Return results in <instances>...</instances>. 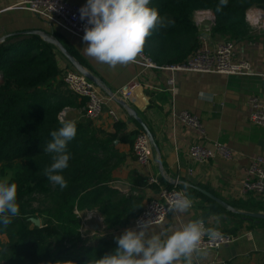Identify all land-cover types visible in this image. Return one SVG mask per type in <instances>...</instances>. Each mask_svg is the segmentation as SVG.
Masks as SVG:
<instances>
[{
    "label": "trees",
    "instance_id": "trees-1",
    "mask_svg": "<svg viewBox=\"0 0 264 264\" xmlns=\"http://www.w3.org/2000/svg\"><path fill=\"white\" fill-rule=\"evenodd\" d=\"M150 2L158 10L161 24L145 38L141 51L158 66L182 64L198 50L201 40L193 19L196 11L213 12V34L240 39L247 35L246 12L252 7L264 10V0H227L220 11L216 10L218 0ZM56 36L73 52L63 36ZM37 46L38 50H18L10 41L0 44V180L16 183L20 208V215L0 227V236L8 237L6 243L0 239V261L86 264L90 256L112 251L116 242L102 239L94 246H84L79 233L80 218L75 211L98 210L106 228L111 230L130 225L143 209L142 197L110 186L112 172L124 160L115 142L133 147L142 128L129 134L127 124L118 120L114 123L115 132L109 133L88 118L74 121L77 132L67 145L70 159L62 172L67 187L60 189L49 182L44 169L51 160L43 147L51 140L50 132L60 126V121H73L63 117L62 112L75 105L78 96L64 81L53 88L49 85L62 73L56 58L58 50L48 43ZM5 170L8 178L3 177ZM187 192L191 198L208 204L200 219L218 215L230 223L222 228L227 234H236L250 221L264 225V220L225 210L195 189L189 188ZM229 204L245 210L238 203ZM31 218L40 220V225H34Z\"/></svg>",
    "mask_w": 264,
    "mask_h": 264
},
{
    "label": "crops",
    "instance_id": "crops-1",
    "mask_svg": "<svg viewBox=\"0 0 264 264\" xmlns=\"http://www.w3.org/2000/svg\"><path fill=\"white\" fill-rule=\"evenodd\" d=\"M22 1L0 0V44L10 41L18 50H38V43L51 44L54 50H58L56 58L62 70L60 76L50 81L49 85L52 88L63 81V74L68 70L91 74L96 80L94 83L105 95L116 92L132 82L137 83L130 99L109 100L101 119L94 124L106 132L114 133L116 121L108 114L109 109H113L119 120L127 124V133L133 134L138 130L139 123L129 110L118 102L121 100L131 111L136 112L151 130L159 153L154 151L149 167L143 168L139 165L131 145L117 141L116 148L124 160L112 172L113 180L110 186L127 194L142 197V207H144L148 201L157 196L162 187L182 188V183L186 181L191 189L198 187L228 204L238 203L245 210L264 213V194H243L240 190L252 158L264 155V127L251 124L246 118L249 110L248 98L255 95L264 99L262 78L171 71L167 68L144 69L132 62L109 67L85 54L83 49L85 43L82 38L52 27L29 10L19 8L17 4ZM69 2L83 5L85 0H69ZM250 9L264 13L261 8ZM193 19L199 28L201 45L212 47L222 41L231 40L236 45L237 59L248 60L256 71L264 72L263 31L247 23V35L234 39L212 33L215 17L211 10H198L193 14ZM44 34L53 37L61 44L56 34L63 36L73 50L68 52L76 60L78 67L74 66L54 44L46 42ZM170 78L175 80L173 91L170 90L171 86L168 83ZM200 92L210 93L212 99L202 100L199 96ZM74 104L66 107L62 116L73 121L86 118L85 100L77 98ZM172 109L177 112L186 110L197 115L206 131V139L203 142L224 143L233 150V159L225 160L217 157L208 163L192 160L188 154L189 147L202 142V139L196 131L183 126L177 120L173 121ZM150 177L156 178L157 183H150ZM192 199L191 208L180 213L172 211L164 223L151 226L150 232L170 233L188 221L202 220L200 216L207 210L208 204L199 198L192 197ZM75 213L80 218L79 233L86 247L94 246L102 239L116 242V237L126 228L132 227L130 224L107 229L104 217L96 209L75 211ZM217 217L219 216L210 215L202 221L212 228L221 230L226 225H230L220 217L217 222ZM254 223L253 226L243 224L236 234H232L237 239L221 247L217 253L200 252L192 259H199L205 264H218L217 260H224L229 264H261L264 261V225ZM0 239L2 243L8 242V237L5 235H1ZM0 264L6 263L0 261ZM174 264H183V258Z\"/></svg>",
    "mask_w": 264,
    "mask_h": 264
},
{
    "label": "clouds",
    "instance_id": "clouds-1",
    "mask_svg": "<svg viewBox=\"0 0 264 264\" xmlns=\"http://www.w3.org/2000/svg\"><path fill=\"white\" fill-rule=\"evenodd\" d=\"M226 4L227 0H218L216 10L220 11ZM79 17L85 21L82 35L85 54L109 67L133 61L151 30L161 24L158 10L151 6L150 0H85L79 8ZM199 96L202 100L212 99L210 93L200 92ZM59 123L43 147L51 160L44 175L49 182L64 189L67 181L62 172L70 159L67 145L76 136L77 129L74 121ZM189 188L188 182L182 183V189L168 202L170 210L180 213L192 207L193 200L187 195ZM18 215L16 183L0 180V227L7 226ZM151 224V219L138 220L136 227L126 228L115 238L112 251L90 256L86 264H174L181 258L183 264H193V254L202 251V237L207 235L214 240L219 236L215 228H205L199 219L188 221L170 233H152Z\"/></svg>",
    "mask_w": 264,
    "mask_h": 264
},
{
    "label": "built area",
    "instance_id": "built-area-1",
    "mask_svg": "<svg viewBox=\"0 0 264 264\" xmlns=\"http://www.w3.org/2000/svg\"><path fill=\"white\" fill-rule=\"evenodd\" d=\"M17 6L29 10L52 27L82 38L85 27V21L79 17V8L82 5L73 4L69 0H23ZM245 19L251 27L264 32V13L262 11L249 9L246 12ZM131 62L144 69L167 68L171 71L183 70L221 73L225 75L257 76L264 80V72L256 71L248 60L236 58V45L231 40L222 41L212 47L206 44L200 45L195 53L184 63L178 65L158 66L142 51ZM63 81L72 93L78 96V98L85 100V117L93 122L101 119L104 107L109 100L116 98L130 99L133 95V88L137 85L136 82H132L130 85L116 92H110L108 95H105L98 85L79 71H65ZM168 83L171 86L170 90L173 91L174 78H170ZM248 105L247 121L251 124L264 127V99L261 96H250L248 98ZM108 114L114 121L119 120L116 111L113 109H109ZM172 118L173 121L177 120L183 126L196 131L199 138L202 139V142L189 147L188 154L192 160L208 163L217 157L225 160L233 159V150L224 143L219 141L203 142L206 139V131L201 119L197 115L186 110L177 112L175 109H172ZM132 148L139 165L143 168L149 167L154 152L147 135L143 131L136 136ZM149 180L152 184L157 183L154 177H150ZM181 189L177 186L162 187L157 196L146 203L138 216L131 222V226L136 227L138 220L151 219V226L164 223L172 212L169 209L168 202ZM240 190L243 194H264V155L252 158L246 175L242 180ZM187 195L191 198L188 192ZM204 226L205 228L210 227L206 223H204ZM215 229L219 232L218 238L213 240L207 235L202 237L200 242L201 253H217L221 247L231 244L237 239L236 236L227 234L220 228ZM217 262L218 264H228L224 260H217ZM193 264H205V262L194 258Z\"/></svg>",
    "mask_w": 264,
    "mask_h": 264
},
{
    "label": "water",
    "instance_id": "water-1",
    "mask_svg": "<svg viewBox=\"0 0 264 264\" xmlns=\"http://www.w3.org/2000/svg\"><path fill=\"white\" fill-rule=\"evenodd\" d=\"M44 40L46 42H50V43L54 44L74 66L78 67L76 60L72 57V55L68 52V50L58 40L54 39L53 37H51L47 34H44ZM81 73H83L91 81L96 82L95 78L91 74H88L85 72H81ZM115 100H118V98H116ZM118 102L123 107L127 108L129 110L130 114H132V116L135 118V120L139 123V125L142 128V131L147 135V137L150 141L153 152L155 151V152L159 153V149H158V145L156 143V139H155L153 133L151 132V130L148 128V126L138 117V114L136 112L131 111V109L129 108V106L125 102H123L121 100H119ZM115 143H117V141ZM194 189L199 191L201 194L207 196L213 202H215L216 204H218L219 206H221L222 208H224L227 211L242 215L245 218H250V219H255V220H264V213H262V212H248V211L236 210L231 205H229L227 202H225L221 198L213 195L212 193H210L206 190H203L201 188H198V187H194ZM31 221L36 226L40 225V220H38L36 218H31Z\"/></svg>",
    "mask_w": 264,
    "mask_h": 264
},
{
    "label": "rangeland",
    "instance_id": "rangeland-1",
    "mask_svg": "<svg viewBox=\"0 0 264 264\" xmlns=\"http://www.w3.org/2000/svg\"><path fill=\"white\" fill-rule=\"evenodd\" d=\"M3 177L4 178H8L9 177V173H8V170H5V172H4V175H3ZM236 209H238V208H236ZM238 210H241V209H238ZM244 211H247V210H244ZM226 216H224V215H222V218H225ZM255 223L252 221H250V223H249V225L250 226H253ZM234 244V243H233Z\"/></svg>",
    "mask_w": 264,
    "mask_h": 264
}]
</instances>
